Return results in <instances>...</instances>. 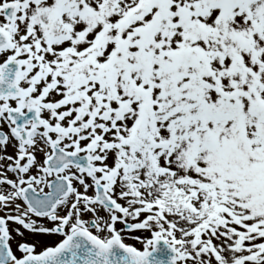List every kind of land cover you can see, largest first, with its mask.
<instances>
[{"label": "snow or ice", "instance_id": "6c2138e0", "mask_svg": "<svg viewBox=\"0 0 264 264\" xmlns=\"http://www.w3.org/2000/svg\"><path fill=\"white\" fill-rule=\"evenodd\" d=\"M0 264H264V0H0Z\"/></svg>", "mask_w": 264, "mask_h": 264}]
</instances>
